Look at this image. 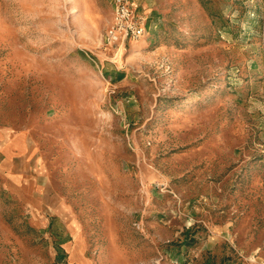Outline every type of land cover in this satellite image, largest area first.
<instances>
[{"label": "rangeland", "instance_id": "374dc122", "mask_svg": "<svg viewBox=\"0 0 264 264\" xmlns=\"http://www.w3.org/2000/svg\"><path fill=\"white\" fill-rule=\"evenodd\" d=\"M134 1L117 46L112 0H0L40 200L0 179V264H66L74 233L95 264H264V0Z\"/></svg>", "mask_w": 264, "mask_h": 264}, {"label": "crops", "instance_id": "0c3cea01", "mask_svg": "<svg viewBox=\"0 0 264 264\" xmlns=\"http://www.w3.org/2000/svg\"><path fill=\"white\" fill-rule=\"evenodd\" d=\"M32 153L30 143L22 134L13 135L7 129L0 128V179L3 186L20 199L37 200L33 204L39 206L40 200L36 197L38 192L34 191L31 194L35 183ZM75 235L80 236L77 233L71 234V239L59 244L66 253V264H95L93 258L86 252L82 237L80 236L81 239L76 241ZM74 245L76 248H73Z\"/></svg>", "mask_w": 264, "mask_h": 264}, {"label": "built area", "instance_id": "2783aa9c", "mask_svg": "<svg viewBox=\"0 0 264 264\" xmlns=\"http://www.w3.org/2000/svg\"><path fill=\"white\" fill-rule=\"evenodd\" d=\"M112 6L111 20L104 32L107 44L121 46L145 33L144 23L136 14L134 0H112Z\"/></svg>", "mask_w": 264, "mask_h": 264}]
</instances>
